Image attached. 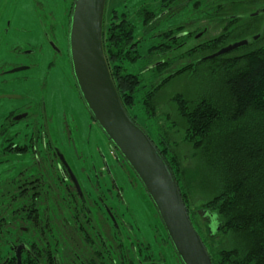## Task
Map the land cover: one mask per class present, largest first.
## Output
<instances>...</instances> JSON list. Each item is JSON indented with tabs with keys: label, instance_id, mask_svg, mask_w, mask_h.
Returning <instances> with one entry per match:
<instances>
[{
	"label": "rangeland",
	"instance_id": "obj_1",
	"mask_svg": "<svg viewBox=\"0 0 264 264\" xmlns=\"http://www.w3.org/2000/svg\"><path fill=\"white\" fill-rule=\"evenodd\" d=\"M72 1L0 0V70L28 65L27 69L8 71L4 75L0 72V95H12L0 99V213L12 207L28 211L31 195L37 193L36 201L41 206V214L42 207L56 211L62 205V216L71 219L72 209L74 212L80 204L77 199L79 195L95 188L99 192V199L89 202L94 225L97 223L98 228L102 225L116 253L120 246L125 247L128 254L134 255L131 245L133 240H138L142 246L157 251L156 263L181 264L144 187L122 157L111 150L112 145L92 119L78 93L67 54L66 31ZM198 1L203 5L195 6L194 3ZM224 2V12L223 9L216 10V5ZM146 7L155 13L162 10L153 22L147 23L144 17ZM256 7H264V0H106L102 38L104 31L107 35L110 23L117 28L120 18H124V22L132 27L127 45L133 54L146 55L149 47L167 43L161 34L170 28H173L170 31L172 35L179 31L174 27L181 31L186 29L193 35L198 33L196 40H188L172 53L170 65L175 67L194 59V55L197 58L207 56L232 42L264 35V12L249 15ZM141 8L144 9L142 12ZM113 13L118 17L111 19ZM234 15L240 16L232 19ZM48 38L55 48L47 43ZM211 38L219 39L215 48L183 56L193 46ZM254 42L225 53L218 60L201 62L195 70L172 78L148 101H145L144 94L150 84L168 75L171 69L167 66L168 69H163L162 74L151 70L139 76L142 93L136 95L129 112L155 142L159 141V135L167 127L170 128L171 131L163 135L169 151L177 157L181 169L186 167L191 171V183L185 187L190 207H198L214 195L223 178L220 167L216 165L210 168L208 178L205 176L207 162L200 149L194 150L184 137L186 122L178 111L174 97L180 96L189 101L206 97L216 109L228 114L230 96L225 80L232 69L225 66L231 64L230 58L254 50L263 43ZM143 63L121 57L110 66L118 65L122 71L137 74ZM27 103L33 108L32 112L25 110L23 105ZM22 111H26L27 115L12 120L14 114ZM249 115L246 117L252 118ZM226 118L222 116L213 125V137L208 140L209 156L212 159L215 157L214 160L216 153L211 154L216 150L215 133L232 126ZM251 124L243 125L237 131L246 139L244 147H248L249 142L257 145L259 133L257 127ZM260 132L264 133L263 127ZM54 148L63 154L76 177L79 190L61 166ZM23 185L28 193L20 191ZM64 197L69 199V203ZM2 217L0 214L3 224L13 230V234L9 235L11 237L16 229L13 225L22 229L29 224L22 214L17 217L19 221ZM56 223L58 234L62 237L67 235L73 240L69 243L82 261L90 258L99 264L95 246L86 242L81 234H74L71 227H65L61 220L57 219ZM201 224L203 230L208 231L204 218ZM69 225H73V220ZM94 232L95 229L91 228V235ZM30 233L33 240L38 242V247L42 248L44 243L38 238L41 231ZM92 236L98 240L95 234ZM218 237L214 240H218ZM17 241L29 244L31 239L25 236ZM63 245L66 246L59 243L56 247ZM6 253L0 243V264ZM72 254V251L63 248L57 250L56 255L62 256L65 264H81L74 261Z\"/></svg>",
	"mask_w": 264,
	"mask_h": 264
},
{
	"label": "trees",
	"instance_id": "obj_2",
	"mask_svg": "<svg viewBox=\"0 0 264 264\" xmlns=\"http://www.w3.org/2000/svg\"><path fill=\"white\" fill-rule=\"evenodd\" d=\"M194 5L202 6L203 3L198 1ZM144 9L143 14L147 18V23L153 22L156 15L158 16L162 11L160 9V12L155 13L150 8L146 7ZM144 9L141 8V12ZM117 17L113 13L110 18L115 19ZM120 19L117 28L110 23L107 35L104 31L103 50L117 92L133 121L135 119L131 116L129 109L132 107L136 95L142 93L141 87H139V76L142 72L154 70L158 74H162L163 69H166L167 66L171 69L168 75L160 78L156 83L150 84V88L144 94L145 101H148L167 81L184 72L195 70L196 66L201 62L215 61L223 55L209 59L204 58L206 55L198 58L194 55V59H190L189 62L172 67V64L170 65V60H173L171 55L179 48L171 50L176 44H172L171 41L175 37L178 39L182 37V41L184 37L182 34L175 33L172 35L170 32L161 34L167 40L166 44L161 43L149 47L146 55L133 54L131 47L127 45L129 35H132V27L127 22H124V18ZM170 37L172 39H169ZM218 40L217 38H211L195 45L186 51L183 56H192L207 48L213 49ZM262 41V45L256 49L230 58L231 64L225 66L232 69L228 72L225 80L230 96V111L228 114L219 108L217 110L206 97L198 101H189L180 96L174 97L178 111L186 122L184 137L194 150L200 149L205 157V163L207 162L206 168L208 171L204 172L205 176L208 178L210 168L214 167V165L218 168L220 167V174L223 180L219 181L218 191L214 195L198 207H190L185 187H188L189 183H191V171L186 167L181 169L182 166L177 161V157L169 151V146L163 135L170 128L168 129L167 127L159 135L158 142L152 139L173 173L189 218L202 238L213 264H264V143H262L264 133L260 132L262 127L264 128V35L257 36L254 43H261ZM164 51H166L165 54H163ZM121 57L133 62L144 61V63L137 74L122 71L118 65L110 66L111 63H115ZM147 61L150 63H147ZM247 114H250L252 118L246 117ZM222 116L227 117L226 120L234 127L230 126L215 133L216 136H214L217 138L216 150L214 149L215 152L213 151L211 155L216 153L218 159L214 160L215 157L212 159V156H209L210 144L208 140L213 137V125ZM250 123H252L251 126L257 127L256 129L259 133L257 135V145L249 142L248 147H244V140L246 139L237 131L241 126L249 125ZM219 140L221 141L219 142ZM46 148L49 149L48 146ZM23 187L24 185L20 191L28 193V190ZM94 189H89L87 193L83 191V195H79L80 197L77 199L80 204L76 206L77 210H74V212V208L72 209L71 215L73 217L71 219H68L66 215L62 216L64 211L62 205H59L56 211L42 207L43 214H41V206L36 201L37 193L31 195L32 201L28 204V211L25 209L19 211L12 207L6 209L3 214L0 213L3 219L11 217L12 219L16 218L17 221H19L17 217L22 214V217L29 222L27 227L22 229L18 225H13L16 229L13 237H11L9 235L13 234V230L9 229L8 225H4L0 218V243L7 252L1 264H17L16 249L18 245L21 246V264H65L64 258L56 255L57 250L59 251L63 248L72 251V256L76 263L96 264L90 258H86L87 261H82L78 256L79 253L75 252L73 245L69 243V241L73 240L69 237L67 238V235L62 237L58 234L57 219L61 220L65 227H71L74 234H81L92 247L95 246L94 252L99 258V264H161L156 263L157 251H152L147 246H142L138 240H133L131 245L134 255L128 254L126 248H121L120 246L121 250L119 249V252L116 253L112 243L106 237L102 225L99 228L97 223L94 225L95 221L89 207L90 200L98 201L99 199V192L96 189L94 191ZM64 200L69 203V199L66 197H64ZM101 205L99 206L103 208ZM17 212L18 214L16 215ZM203 218L206 221L208 230L206 232L201 224ZM71 220H73V225H69ZM65 221L67 224H65ZM91 228L95 229L93 234L96 235L98 240L93 239V234L91 235L90 233ZM30 231H33L34 234L35 231H41L40 237L36 236L44 243L42 248H39L38 242L33 240ZM19 233L24 235L21 236ZM165 235L173 249L166 231ZM25 236L31 239L29 244L17 241ZM216 236H219L218 240H214ZM59 243H63L66 246L56 247ZM173 251L177 256L174 249ZM141 255L142 258H140ZM177 258L179 259L178 256ZM179 261L181 262L180 259ZM181 264L183 263L181 262Z\"/></svg>",
	"mask_w": 264,
	"mask_h": 264
},
{
	"label": "water",
	"instance_id": "obj_3",
	"mask_svg": "<svg viewBox=\"0 0 264 264\" xmlns=\"http://www.w3.org/2000/svg\"><path fill=\"white\" fill-rule=\"evenodd\" d=\"M106 0H73L67 30L69 65L81 100L106 139L144 187L183 264H213L194 228L173 173L146 131L131 119L111 77L103 50L102 23ZM262 11H254L255 16ZM256 35L220 47L204 58L233 51L255 41ZM18 67L12 71L22 70ZM12 95H0L10 97ZM60 160L79 190L75 175ZM21 246L16 249L21 264Z\"/></svg>",
	"mask_w": 264,
	"mask_h": 264
},
{
	"label": "flooded vegetation",
	"instance_id": "obj_4",
	"mask_svg": "<svg viewBox=\"0 0 264 264\" xmlns=\"http://www.w3.org/2000/svg\"><path fill=\"white\" fill-rule=\"evenodd\" d=\"M189 1H192V0H189ZM220 1H224V0H219V2ZM196 3V2H195ZM194 3V4H195ZM225 2L224 3H220V5H216V10H220L221 11V9H223V12H224V10H225ZM165 10H167V8H164ZM164 10V11H165ZM263 11L264 10V7H256V9H255V11ZM254 12V11H253ZM253 12H250V16H251V13H253ZM240 15H234L233 17H231L232 19L233 18H238ZM230 19V18H229ZM191 22H193V21H191ZM172 29L173 28H170V29H168V31L170 32V31H172ZM174 29H179V31L177 32L178 34H182L183 35V37H184V39L181 41V39H182V37H181V39H178V38H174V39H172L171 37L169 38V39H172V41H171V43L172 44H174V43H176V44H174V46H173V48H171V50H174L175 48H180V47H182L183 45H185L186 44V42L188 41V40H190V39H193V40H196L197 38H198V33L197 34H190L186 29L185 30H183V31H181V29L180 28H177V27H174ZM168 31H165V32H168ZM202 31H205V29H203ZM201 31V32H202ZM187 35H189L188 37H187ZM257 36V35H256ZM257 39V38H256ZM174 40V41H173ZM254 42V41H253ZM47 43L49 44H51L52 46H53V48H55V45L50 41V39L48 38V40H47ZM194 47V46H193ZM31 51V50H30ZM166 53V51H164L163 52V54H165ZM67 54H68V51H67ZM68 58H69V56H68ZM18 67H25V68H23V69H27L28 68V65H15V66H12L11 68H7V69H2V70H0V72L4 75V73L6 74V72H8V71H12L13 69H15V68H18ZM22 69V70H23ZM4 95H6V94H4ZM2 97H0V99H1ZM44 104V103H43ZM24 107H25V110H27V111H29L30 110V112H32L33 111V108H31L30 106H28V103L27 104H24L23 105ZM12 108H10V109H8V110H11ZM24 114H26L27 115V112L26 111H22V112H20V113H17V114H14L13 116H12V120H15V119H18V118H20V117H22ZM42 115H43V111H42ZM44 115H45V113H44ZM44 115L42 116L43 118H44ZM12 124V123H11ZM55 149V148H54ZM55 151H56V153H57V155L59 154L58 152H60L57 148L55 149ZM62 154V153H61ZM63 155V154H62ZM59 156V155H58ZM64 157V156H63ZM65 159V158H64ZM59 160H60V158H59ZM60 162H61V166L64 168V170H65V172L67 173V174H69L68 173V170H67V168L65 167V165L63 164V162L60 160ZM65 162L67 163V161L65 160ZM68 164V163H67ZM69 166V165H68ZM71 169V168H70Z\"/></svg>",
	"mask_w": 264,
	"mask_h": 264
}]
</instances>
